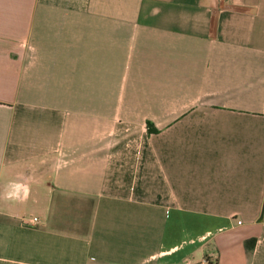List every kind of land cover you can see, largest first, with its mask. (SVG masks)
<instances>
[{"label": "crops", "instance_id": "crops-1", "mask_svg": "<svg viewBox=\"0 0 264 264\" xmlns=\"http://www.w3.org/2000/svg\"><path fill=\"white\" fill-rule=\"evenodd\" d=\"M204 260L264 264V0H0V264Z\"/></svg>", "mask_w": 264, "mask_h": 264}, {"label": "trees", "instance_id": "trees-1", "mask_svg": "<svg viewBox=\"0 0 264 264\" xmlns=\"http://www.w3.org/2000/svg\"><path fill=\"white\" fill-rule=\"evenodd\" d=\"M255 238H251V239H249V240H247V247L250 249V248H252L253 246H254V244H255Z\"/></svg>", "mask_w": 264, "mask_h": 264}, {"label": "built area", "instance_id": "built-area-1", "mask_svg": "<svg viewBox=\"0 0 264 264\" xmlns=\"http://www.w3.org/2000/svg\"><path fill=\"white\" fill-rule=\"evenodd\" d=\"M37 220H38V218H37L36 216L32 218V222H33V221H37ZM241 222H242V221L239 220V223H241ZM202 264H208V261H207V260H204Z\"/></svg>", "mask_w": 264, "mask_h": 264}]
</instances>
